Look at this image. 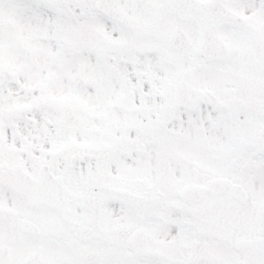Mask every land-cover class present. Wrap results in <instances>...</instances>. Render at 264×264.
Segmentation results:
<instances>
[{
	"label": "snow or ice",
	"instance_id": "snow-or-ice-1",
	"mask_svg": "<svg viewBox=\"0 0 264 264\" xmlns=\"http://www.w3.org/2000/svg\"><path fill=\"white\" fill-rule=\"evenodd\" d=\"M0 264H264V0H0Z\"/></svg>",
	"mask_w": 264,
	"mask_h": 264
}]
</instances>
